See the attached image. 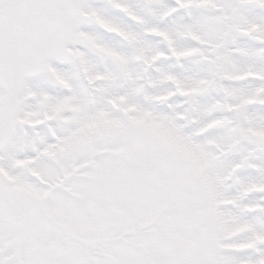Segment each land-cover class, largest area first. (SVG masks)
<instances>
[{"label": "snow or ice", "instance_id": "obj_1", "mask_svg": "<svg viewBox=\"0 0 264 264\" xmlns=\"http://www.w3.org/2000/svg\"><path fill=\"white\" fill-rule=\"evenodd\" d=\"M0 264H264V0H0Z\"/></svg>", "mask_w": 264, "mask_h": 264}]
</instances>
